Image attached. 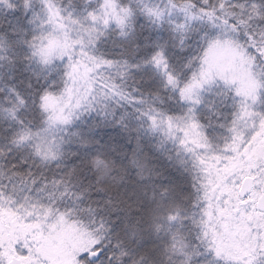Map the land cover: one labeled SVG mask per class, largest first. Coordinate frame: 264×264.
<instances>
[{
    "label": "snow or ice",
    "instance_id": "snow-or-ice-1",
    "mask_svg": "<svg viewBox=\"0 0 264 264\" xmlns=\"http://www.w3.org/2000/svg\"><path fill=\"white\" fill-rule=\"evenodd\" d=\"M0 264H264V0H0Z\"/></svg>",
    "mask_w": 264,
    "mask_h": 264
}]
</instances>
